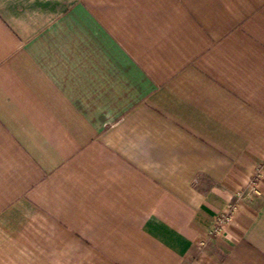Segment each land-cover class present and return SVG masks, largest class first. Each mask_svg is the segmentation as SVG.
I'll list each match as a JSON object with an SVG mask.
<instances>
[{"label": "crops", "instance_id": "0c3cea01", "mask_svg": "<svg viewBox=\"0 0 264 264\" xmlns=\"http://www.w3.org/2000/svg\"><path fill=\"white\" fill-rule=\"evenodd\" d=\"M0 264H264V0H0Z\"/></svg>", "mask_w": 264, "mask_h": 264}, {"label": "built area", "instance_id": "2783aa9c", "mask_svg": "<svg viewBox=\"0 0 264 264\" xmlns=\"http://www.w3.org/2000/svg\"><path fill=\"white\" fill-rule=\"evenodd\" d=\"M260 176L261 168L257 169L255 175L251 178L250 182L243 189L239 190L235 194L234 199L230 202L228 206V209L223 214L218 216L215 228L211 233L212 236H220L222 234L224 226L230 220H232L233 216L236 214L245 197L258 193V184Z\"/></svg>", "mask_w": 264, "mask_h": 264}]
</instances>
